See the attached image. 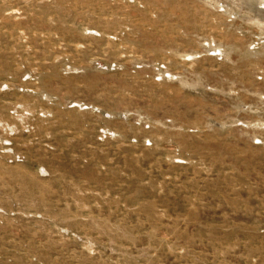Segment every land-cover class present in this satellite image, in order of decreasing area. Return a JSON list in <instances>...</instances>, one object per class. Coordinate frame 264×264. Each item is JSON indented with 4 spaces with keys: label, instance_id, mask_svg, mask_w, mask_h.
<instances>
[{
    "label": "rangeland",
    "instance_id": "1",
    "mask_svg": "<svg viewBox=\"0 0 264 264\" xmlns=\"http://www.w3.org/2000/svg\"><path fill=\"white\" fill-rule=\"evenodd\" d=\"M0 264H264V0H0Z\"/></svg>",
    "mask_w": 264,
    "mask_h": 264
}]
</instances>
